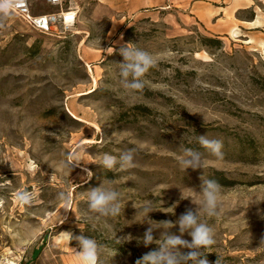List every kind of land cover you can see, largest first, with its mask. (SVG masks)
<instances>
[{"label":"rangeland","instance_id":"rangeland-1","mask_svg":"<svg viewBox=\"0 0 264 264\" xmlns=\"http://www.w3.org/2000/svg\"><path fill=\"white\" fill-rule=\"evenodd\" d=\"M245 1L251 6L236 19L259 15L249 45L213 32L208 17L225 0H64L77 19L56 36L30 30L13 14L5 21L0 264H79L78 242L62 239L65 231L96 239L103 264H136L157 247L141 242L143 201L154 202L149 219L175 222L199 207L201 197L189 188L199 192L203 180L216 177L232 184L221 185L215 217L200 211L216 241L206 250L209 264H264V5ZM57 11L32 5L36 15ZM127 43L156 61L139 91L121 84L119 48ZM199 136L221 141L222 158L201 147ZM185 147L202 154L203 169H182ZM130 149L134 168L99 165L105 153L119 158ZM74 151L80 165L64 167ZM101 184L121 193L118 217L89 210L88 192ZM25 189L35 195L30 206L15 198ZM60 192L71 197L67 212ZM170 231L179 234L178 227ZM121 236L132 239L120 244Z\"/></svg>","mask_w":264,"mask_h":264},{"label":"clouds","instance_id":"clouds-1","mask_svg":"<svg viewBox=\"0 0 264 264\" xmlns=\"http://www.w3.org/2000/svg\"><path fill=\"white\" fill-rule=\"evenodd\" d=\"M26 2V0H25ZM20 0H0V27L4 26L5 21L10 18L13 11L19 5ZM119 54L123 61L117 63L120 69L121 84L125 90L139 91L144 88L143 77L156 64L154 57L147 51L138 49L127 43L119 48ZM198 142L201 147L207 149L217 158H222V142L215 139H208L206 136H199ZM70 161V163H68ZM80 156L77 152L68 155L64 162V167L79 166L81 163ZM178 162L182 169L197 170L204 168L202 154L190 147H185L182 156L178 157ZM103 169L108 171L114 170L119 165L120 170L134 168V149L121 153L119 158L105 153L99 164ZM85 172L89 177L92 172L85 167ZM190 191L196 192L201 197L199 207L196 210H187L175 221L156 222L149 219V213L156 210L152 200L143 201L140 212L144 216L143 222L148 224L143 237L142 243L145 247L155 243L157 247L136 261V264H209L207 259V249L216 243L212 227L200 219L201 209L208 217L217 215L218 201L221 194V185L213 179L203 180L200 191L197 192L192 188ZM18 203L22 206H30L35 199L34 193L30 190H22L15 196ZM188 198V197H185ZM58 199L64 202L66 212L70 209L71 197L60 192ZM193 201V200H192ZM88 208L92 213L102 217H118L122 211L121 193L114 189L105 188L103 184L99 187L91 188L87 196ZM197 205L195 202H193ZM142 222V223H143ZM178 227L179 234L170 230ZM160 230V237L156 239L154 232ZM187 233L190 240L184 239ZM61 238L68 243L72 240L78 242L79 251L74 249L79 264H103L101 260V245L92 237L80 234L73 235L71 232H61ZM131 236H121L117 238L118 242L124 243L130 241ZM264 246V235L260 238V246ZM187 251H184V250ZM216 264H219L217 259Z\"/></svg>","mask_w":264,"mask_h":264},{"label":"built area","instance_id":"built-area-1","mask_svg":"<svg viewBox=\"0 0 264 264\" xmlns=\"http://www.w3.org/2000/svg\"><path fill=\"white\" fill-rule=\"evenodd\" d=\"M43 2L57 8V12L46 14H33L32 5ZM64 0H20L13 15L19 18L27 27L41 35L56 36L66 33L74 27L77 13L70 7L63 8Z\"/></svg>","mask_w":264,"mask_h":264},{"label":"crops","instance_id":"crops-1","mask_svg":"<svg viewBox=\"0 0 264 264\" xmlns=\"http://www.w3.org/2000/svg\"><path fill=\"white\" fill-rule=\"evenodd\" d=\"M264 5V0H255ZM225 5L219 8L217 11H214L213 15L208 17L209 20L214 19L212 24L213 32L216 34H225L229 35L231 32L239 31L240 35L236 38L242 37L244 41L249 45L250 38L253 36V33L258 28L257 23H259V15L255 12V18L251 21L238 20L235 17V14L245 8L250 7L245 0H230L227 2L225 0ZM256 23V24H255Z\"/></svg>","mask_w":264,"mask_h":264},{"label":"trees","instance_id":"trees-1","mask_svg":"<svg viewBox=\"0 0 264 264\" xmlns=\"http://www.w3.org/2000/svg\"><path fill=\"white\" fill-rule=\"evenodd\" d=\"M204 42L207 44H210V43H214L215 44H219V41H214L213 39H204ZM219 176H222L220 173H217ZM213 180H216L220 185H223V186H229L232 184V182L230 181H227L226 179H224L223 177H216L215 179Z\"/></svg>","mask_w":264,"mask_h":264},{"label":"bare ground","instance_id":"bare-ground-1","mask_svg":"<svg viewBox=\"0 0 264 264\" xmlns=\"http://www.w3.org/2000/svg\"><path fill=\"white\" fill-rule=\"evenodd\" d=\"M231 34H232L233 37H235V38L237 37V35H235L236 34L235 32H232Z\"/></svg>","mask_w":264,"mask_h":264}]
</instances>
